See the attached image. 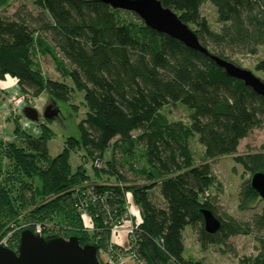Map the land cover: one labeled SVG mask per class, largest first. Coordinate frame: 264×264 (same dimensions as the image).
Segmentation results:
<instances>
[{"label":"trees","instance_id":"trees-1","mask_svg":"<svg viewBox=\"0 0 264 264\" xmlns=\"http://www.w3.org/2000/svg\"><path fill=\"white\" fill-rule=\"evenodd\" d=\"M159 1L220 59L237 65L234 58L257 56L264 47V0ZM205 1L216 9L218 31L202 16ZM33 4L36 15L26 6L11 17L0 15V81L14 80L24 97L47 93L68 105L75 90L83 92L87 113L54 158L47 127L39 137L17 128L20 142L0 138V239L14 231L17 247L23 227L41 225L43 236L75 234L81 245L97 244L102 264L103 254L117 259L131 253V264H207L184 256L190 228L202 251H232V238L253 236L257 255L238 264H264V210L249 221L223 212L211 197L217 182L208 163L237 155L241 141L264 131V97L139 17L126 22L122 13L131 12L96 0ZM39 57H50L60 78L73 86L47 78ZM255 70L264 74V60ZM178 104L192 111L188 123L164 114ZM196 136L205 151L202 164L190 148ZM262 149L235 160L252 176L264 173V144ZM72 153L81 154L82 164L72 165ZM259 199L246 181L239 211L252 210ZM130 201L140 220L133 221L126 251L113 242L112 231L126 220ZM203 210L221 223L215 235L205 230Z\"/></svg>","mask_w":264,"mask_h":264},{"label":"rangeland","instance_id":"rangeland-1","mask_svg":"<svg viewBox=\"0 0 264 264\" xmlns=\"http://www.w3.org/2000/svg\"><path fill=\"white\" fill-rule=\"evenodd\" d=\"M3 1H5V5L0 6V15L11 17L21 6H26L35 15L39 13V10L33 4V0ZM121 16L126 22H137L139 19L133 14L128 16L122 13ZM202 16L208 20L214 31L219 30L220 26L217 22L216 9L208 1H205L203 4ZM233 60L241 68L251 71L258 78L264 80V74L258 73L255 70V65L259 61L264 60V47L260 48L257 56L236 57ZM37 62L47 78L65 81L69 86H73L71 80H63L60 78V74L55 70L50 57H39L37 58ZM10 83L7 84V92L0 90V138L6 142L17 141L18 139H15L17 128H20L23 132L34 137H39L44 134L47 127L50 130H48V134L51 132V138L48 139L49 154L51 158L58 156L64 150L66 139L70 135H77L78 124L86 117L87 108L84 105V93L75 90L71 101V105L74 106H71L58 103L54 99H51L47 93H43L37 98L24 97L19 93L16 86H14L15 84ZM27 108L35 111L40 123L33 121L24 113ZM48 108L58 113L57 120L45 118V113ZM164 114L171 122L182 121L188 123L192 111L186 106L178 104L175 107L166 108ZM135 135L137 134H134V136ZM263 144L264 131L256 130L247 139L241 141L237 155L222 157L208 162L211 165L213 175L217 182L210 190L211 197L217 199L223 212L235 219L249 221L254 215L261 214L264 210V199L260 198L252 210L247 212L239 211L238 206L241 186L246 181L251 180L252 175L235 160L237 157H245L250 154L254 155L262 152ZM190 148L193 152L196 164H202L206 161L204 148L199 144L197 136L191 140ZM117 156L118 162L123 163L124 158H121L119 152ZM71 163L74 167L82 164L81 154L72 153ZM127 167V165L124 166V171L129 175V178H132ZM87 169L90 174H93L91 161L87 163ZM129 204V217L131 215L133 217L135 215L138 217L140 213L139 209L132 201H130ZM133 220L135 222V219ZM134 222H132V224L127 223L125 227L120 230L121 234L117 238L118 240H123L126 249H128V243L125 242L124 238H126L127 232L131 230ZM28 224H32V222ZM13 233L14 231L1 237L2 240H7L6 242L9 246L15 247L16 241L11 239ZM186 236L187 251L185 257L193 260H201L207 264H238L239 258L255 256L258 253L257 249L259 245L253 236L232 238L229 242L232 251L223 250L218 246H212L207 251H202L196 236L190 228ZM128 256H122V261H124L125 264H131V259ZM111 257L112 256L106 254L101 255V259L105 264L108 263Z\"/></svg>","mask_w":264,"mask_h":264},{"label":"water","instance_id":"water-1","mask_svg":"<svg viewBox=\"0 0 264 264\" xmlns=\"http://www.w3.org/2000/svg\"><path fill=\"white\" fill-rule=\"evenodd\" d=\"M96 1L115 10L131 12L148 28L207 55L224 70L228 77L242 81L258 96L264 97V80L249 70L210 54L201 46L195 32L184 24L172 9L164 7L159 0ZM24 113L33 121L40 123L34 110L27 108ZM45 118L57 120L58 113L48 108ZM250 183L260 198L264 199V173L259 172L253 175ZM202 215L206 232L215 235L221 223L209 210H203ZM99 249L97 244L81 245L80 237L75 234H70L66 238L57 235L43 236L27 228L20 233L19 244L15 250L0 245V264H102L99 260Z\"/></svg>","mask_w":264,"mask_h":264},{"label":"built area","instance_id":"built-area-1","mask_svg":"<svg viewBox=\"0 0 264 264\" xmlns=\"http://www.w3.org/2000/svg\"><path fill=\"white\" fill-rule=\"evenodd\" d=\"M97 166H99V163H97ZM129 212L130 211L128 210V215H127L126 220L124 221V223L121 224V225H118V226L114 227V229L112 231V234H113V236H112L113 237V242L115 244L119 245L120 247H123V248H125V244H124L123 240L121 239L122 240L121 241V240H118L117 239L118 236H120V234H121L120 230L123 229L127 223H131L132 224V222L134 221L133 219H135V221H137V222L140 220V213H139V216L138 217L136 215L134 217L132 215L129 217ZM23 228H24V230L27 229V228L34 229V233L41 234V235H42V232L44 230V227H42L41 225H33V226L32 225H27L26 227H23ZM133 230H134V227L132 225L131 230L129 232H127V236H126V238H124L125 239V242L128 243V249L125 248L126 251H131V249H129L130 246H129L128 238H129L130 234L133 233ZM6 241L0 239V245L4 246L6 248H9V249H13V250H15L17 248L16 246L15 247L9 246V244ZM115 263L116 264H125V262L122 261V257H119V256L117 257V259L111 257L109 259V261H108L107 264H115Z\"/></svg>","mask_w":264,"mask_h":264},{"label":"crops","instance_id":"crops-1","mask_svg":"<svg viewBox=\"0 0 264 264\" xmlns=\"http://www.w3.org/2000/svg\"><path fill=\"white\" fill-rule=\"evenodd\" d=\"M11 82V83H10ZM15 84L14 86H16V82L14 81V80H12V79H10V78H8L6 81H4V82H1L0 81V90L1 91H5V92H7V84ZM9 92V91H8ZM186 232H188V230L186 231ZM187 234V233H186ZM186 244H187V236H186ZM186 246V250H185V253H186V251H187V245H185ZM184 256H185V254H184ZM186 258V257H185Z\"/></svg>","mask_w":264,"mask_h":264},{"label":"bare ground","instance_id":"bare-ground-1","mask_svg":"<svg viewBox=\"0 0 264 264\" xmlns=\"http://www.w3.org/2000/svg\"><path fill=\"white\" fill-rule=\"evenodd\" d=\"M133 255H134V254H133V253H131V254H130L128 257H130V259H131V258L133 257Z\"/></svg>","mask_w":264,"mask_h":264}]
</instances>
